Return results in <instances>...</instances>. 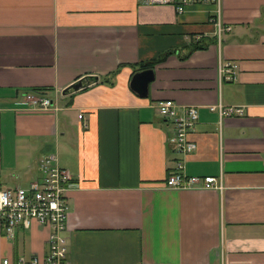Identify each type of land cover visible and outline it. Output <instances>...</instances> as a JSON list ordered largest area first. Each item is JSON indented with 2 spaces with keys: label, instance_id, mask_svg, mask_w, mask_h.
Masks as SVG:
<instances>
[{
  "label": "crops",
  "instance_id": "1",
  "mask_svg": "<svg viewBox=\"0 0 264 264\" xmlns=\"http://www.w3.org/2000/svg\"><path fill=\"white\" fill-rule=\"evenodd\" d=\"M213 10L0 0V187L27 185L39 158L57 153L74 176L71 264H264V0H222L232 28L221 38ZM229 59L237 76L220 82ZM146 68L155 76L142 96L131 80ZM87 74L100 80L62 94ZM42 88L54 106L28 107L24 92ZM165 98L199 106L186 172L217 176L222 189L166 186L176 155L157 106ZM220 99L245 115L221 122L209 108ZM49 232L37 220L15 238L0 230V264L45 256Z\"/></svg>",
  "mask_w": 264,
  "mask_h": 264
},
{
  "label": "built area",
  "instance_id": "2",
  "mask_svg": "<svg viewBox=\"0 0 264 264\" xmlns=\"http://www.w3.org/2000/svg\"><path fill=\"white\" fill-rule=\"evenodd\" d=\"M146 4H167L177 12L183 13L197 4H213L211 19L217 24V35L232 27L222 21V0H141ZM238 63L236 60H223L219 65V79L231 81L236 78ZM24 100L28 107L50 108L54 99L44 91L27 90ZM157 106L164 120L173 124L167 141L174 154V165L171 167L165 184L171 188L200 189L219 188L224 184L221 178L214 175H192L186 172L187 157L196 150L197 142L191 138L199 120V106L180 104L172 98L158 100ZM219 114L221 122L226 117L242 116L246 113L245 105L227 104L222 99L209 105ZM83 117V114L79 115ZM41 175L32 179L27 185L0 187V230L15 238L19 226L29 228L35 220L50 228L48 251L45 256L34 254L19 255L11 262L4 264H71L69 258L68 216L71 208L69 190L74 187L73 174L59 162L56 152H50L39 158Z\"/></svg>",
  "mask_w": 264,
  "mask_h": 264
},
{
  "label": "water",
  "instance_id": "3",
  "mask_svg": "<svg viewBox=\"0 0 264 264\" xmlns=\"http://www.w3.org/2000/svg\"><path fill=\"white\" fill-rule=\"evenodd\" d=\"M155 73L153 68H146L137 71L131 80V87L140 95L145 96L149 93L150 82L154 79ZM100 80V76L96 74L84 75L75 81L69 83L62 89L63 95H69L82 90Z\"/></svg>",
  "mask_w": 264,
  "mask_h": 264
},
{
  "label": "trees",
  "instance_id": "4",
  "mask_svg": "<svg viewBox=\"0 0 264 264\" xmlns=\"http://www.w3.org/2000/svg\"><path fill=\"white\" fill-rule=\"evenodd\" d=\"M197 46H200L199 45V42H196L195 44H194V46H193V48H196ZM156 60H152V61H150V62H148L145 66H154V62H155ZM36 90V89H35ZM37 91H44V92H46L47 93V89L46 88H42V89H39V90H37Z\"/></svg>",
  "mask_w": 264,
  "mask_h": 264
}]
</instances>
